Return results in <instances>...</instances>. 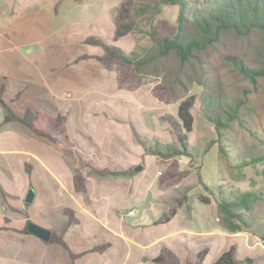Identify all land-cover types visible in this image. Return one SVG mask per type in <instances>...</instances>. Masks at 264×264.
Wrapping results in <instances>:
<instances>
[{
  "label": "crops",
  "instance_id": "crops-1",
  "mask_svg": "<svg viewBox=\"0 0 264 264\" xmlns=\"http://www.w3.org/2000/svg\"><path fill=\"white\" fill-rule=\"evenodd\" d=\"M117 12L118 1L0 0V264H156L149 257L161 242L181 264L207 248L202 264H211L239 234L220 226L214 199L188 192L201 177L158 186L165 164L153 150L171 133L159 124L149 85H120L115 69L94 57L100 45L87 41L106 36ZM133 34L115 44L137 49ZM123 89L145 91L149 104L130 101L129 112H118ZM38 111L59 118L66 137L36 134L29 122ZM152 119L153 131L143 124ZM184 156L180 169L196 173ZM180 196L175 214L161 221ZM30 221L65 245L28 231Z\"/></svg>",
  "mask_w": 264,
  "mask_h": 264
},
{
  "label": "trees",
  "instance_id": "trees-1",
  "mask_svg": "<svg viewBox=\"0 0 264 264\" xmlns=\"http://www.w3.org/2000/svg\"><path fill=\"white\" fill-rule=\"evenodd\" d=\"M116 1L117 16L113 27L108 26L106 29V36L109 37L93 34L87 41L91 45H100L103 52L93 55L107 67L115 69L116 80L120 85L125 88H141L146 78L153 77L158 81L149 86L150 93L158 101L172 104L171 111L162 110L166 116L160 115L171 137L164 140L161 146L156 143L153 150L165 164L158 176V186L167 189L188 174L187 170L180 169L178 156L192 158L195 155L188 147L187 139L188 133L197 123L196 117L201 116L206 126L215 129L217 133L221 129L230 128L232 123L242 124L240 107H246L245 97L264 82V0ZM162 5L175 11L171 31L162 29L163 22L159 19L163 12ZM131 32L147 34L150 44L132 50L115 44L116 39L128 38ZM213 55H217L245 83L238 85V97L226 98L223 94L215 93V108L208 106L206 98H202L199 92L213 72ZM207 97H210L209 94ZM0 102L6 107L1 99ZM7 118L14 119L9 110ZM29 125L38 135L55 139L51 134V131H55L66 137L60 119L40 111L32 115ZM133 129L139 130L140 126L135 128L133 124ZM211 141L212 138L206 140L208 145ZM218 144L219 152L225 155L226 150L221 146L220 139ZM224 159L232 175L233 168L241 170L249 164L264 161V155L243 159L236 165ZM125 172L120 170V173ZM217 195L210 191L209 196L199 193L197 197L203 203H210L214 199L220 226L239 234L233 236V243L224 248L211 264H249L254 258L264 256V233L255 235L243 229L248 225L244 219V210H249L261 199L262 192L236 189V194L230 198L224 199ZM182 201L181 196L171 199L160 220H169ZM245 236L248 237L247 243ZM50 241L65 245L61 236L55 233L51 234ZM160 244L158 251L149 257L152 262L181 264L168 245L163 242ZM253 244L254 247L251 246ZM207 251V248H203L193 261L185 264H202Z\"/></svg>",
  "mask_w": 264,
  "mask_h": 264
},
{
  "label": "rangeland",
  "instance_id": "rangeland-1",
  "mask_svg": "<svg viewBox=\"0 0 264 264\" xmlns=\"http://www.w3.org/2000/svg\"><path fill=\"white\" fill-rule=\"evenodd\" d=\"M114 2L116 0H107ZM108 6L111 4L108 3ZM166 5L161 6L163 11L160 18L162 29L171 31L174 25L175 11ZM174 8V7H173ZM173 10V11H171ZM109 26V25H108ZM146 29V26L143 25ZM133 36L138 42V46H145L150 44V38L147 34L134 32ZM109 37V36H106ZM213 72L205 81L206 83L201 86L199 92L202 98H206L208 106L215 108L217 97L215 93L223 94L226 98L238 97V85H245L235 76L225 63L217 56L213 55ZM158 80L149 77L144 81L142 86H152ZM122 94L125 96L124 101H115L116 110L120 113H127L130 111L131 106L127 103L132 101L134 106L149 104L146 99L145 91L132 92L123 89ZM209 94V98L207 97ZM246 107H240L242 117V124L232 123L230 128L221 129L218 133L215 129L208 128L205 120L201 116H197V123L192 131L188 133V147L195 155L192 158L184 156L186 166L193 167L196 173H188L186 176L188 181L197 178L203 181L194 189L188 191L189 193H205L209 196L210 191L222 198H230L236 189L239 190H256L262 192V198L257 200L249 210H244V219L247 226L244 231L250 234L260 235L264 233V161L249 164L241 170L233 168V176L227 169V163L224 158L229 160L231 165L240 163L243 159H250L253 156L264 155V82L259 85L256 91L249 93L246 97ZM156 108L155 112L160 115H167L162 110L171 111L172 104H166L155 99ZM159 124L167 126L166 122L158 119ZM151 121V122H150ZM147 121L143 120V124L148 129L154 128L153 119ZM141 130V129H139ZM153 131V130H152ZM166 132V128L163 129ZM162 130H156V136L162 137L165 133ZM218 135V136H217ZM142 137V136H141ZM212 141L210 145L206 140ZM156 139V138H155ZM218 139L221 140V146L225 148L226 153H220L218 150ZM164 139L159 143L163 144ZM174 144L175 141H173ZM161 145V144H160ZM207 146V148H206ZM141 164L138 166L140 167ZM152 169V164H149V172ZM197 176V177H196ZM209 191L207 190V187ZM252 237V235H251ZM249 253L246 254L248 256ZM251 256V255H250ZM264 256H259L253 259L249 264H263ZM241 264V263H237Z\"/></svg>",
  "mask_w": 264,
  "mask_h": 264
},
{
  "label": "water",
  "instance_id": "water-1",
  "mask_svg": "<svg viewBox=\"0 0 264 264\" xmlns=\"http://www.w3.org/2000/svg\"><path fill=\"white\" fill-rule=\"evenodd\" d=\"M32 195H33L32 190H29V192L27 193V195L25 197V201L30 202L32 200ZM27 229H28V231H30L34 235L38 236L39 238H41L43 240H49L50 230L39 225V224H37V223H34L32 221L28 222Z\"/></svg>",
  "mask_w": 264,
  "mask_h": 264
},
{
  "label": "built area",
  "instance_id": "built-area-1",
  "mask_svg": "<svg viewBox=\"0 0 264 264\" xmlns=\"http://www.w3.org/2000/svg\"><path fill=\"white\" fill-rule=\"evenodd\" d=\"M134 211L133 210H130V211H128L127 213L128 214H132Z\"/></svg>",
  "mask_w": 264,
  "mask_h": 264
}]
</instances>
